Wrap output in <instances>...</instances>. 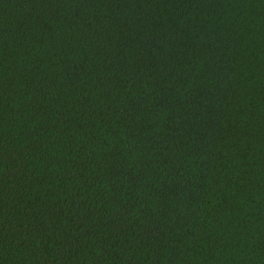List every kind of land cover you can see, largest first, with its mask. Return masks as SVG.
Instances as JSON below:
<instances>
[{"label":"trees","instance_id":"1","mask_svg":"<svg viewBox=\"0 0 264 264\" xmlns=\"http://www.w3.org/2000/svg\"><path fill=\"white\" fill-rule=\"evenodd\" d=\"M0 264H264V0H0Z\"/></svg>","mask_w":264,"mask_h":264}]
</instances>
